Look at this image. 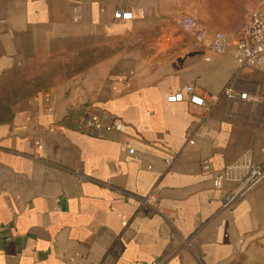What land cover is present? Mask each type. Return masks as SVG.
<instances>
[{"label": "crops", "instance_id": "crops-1", "mask_svg": "<svg viewBox=\"0 0 264 264\" xmlns=\"http://www.w3.org/2000/svg\"><path fill=\"white\" fill-rule=\"evenodd\" d=\"M263 1L85 0L73 22L66 0H0V80L32 90L0 101V264H264V183L233 202L213 185L237 160L264 164V73L209 48ZM189 85L248 98L220 97L201 121L167 101ZM88 115L125 129L96 137Z\"/></svg>", "mask_w": 264, "mask_h": 264}, {"label": "built area", "instance_id": "built-area-1", "mask_svg": "<svg viewBox=\"0 0 264 264\" xmlns=\"http://www.w3.org/2000/svg\"><path fill=\"white\" fill-rule=\"evenodd\" d=\"M72 4L73 22L81 20V11L85 0H66ZM132 13L126 10L116 12L115 19L119 21L131 20ZM180 28L195 37L197 42L202 43L209 37V31L202 26L198 20L192 16H181L178 19ZM211 52L217 55L232 54L240 69L252 68L264 73V1L259 8L254 10L250 16V21L244 34L237 39L222 32L212 34L209 43ZM247 93L237 94L233 86H227L220 97L229 99L246 100ZM219 96H212L209 100L201 96L195 86H186L183 91L176 92L168 96L170 103L188 104L189 110L197 114L201 121L209 117L213 106L218 102ZM81 130H90L96 137H104L112 131H124L125 126L121 123L112 124L104 122L96 115H88L82 121ZM195 134L189 132L187 139L190 144H194ZM42 146H40L41 148ZM129 153L136 157L133 149ZM203 170L208 171L210 167L207 163L203 164ZM264 183V164L253 163L252 160H237L232 164L226 165L222 170L215 173L213 185L215 189L224 193V200L236 201L256 186ZM234 185V188L225 191L226 186ZM158 205V196L156 192H151L140 200V207L144 211H150Z\"/></svg>", "mask_w": 264, "mask_h": 264}, {"label": "rangeland", "instance_id": "rangeland-1", "mask_svg": "<svg viewBox=\"0 0 264 264\" xmlns=\"http://www.w3.org/2000/svg\"><path fill=\"white\" fill-rule=\"evenodd\" d=\"M14 82L12 81H5V80H0V101L7 99L8 101H12L15 97V93H23V96L28 95L32 90H15L12 88V85ZM4 86H8L7 89L3 88ZM11 105L10 104H2L0 103V122L4 120V118H7L10 115V110H11Z\"/></svg>", "mask_w": 264, "mask_h": 264}]
</instances>
